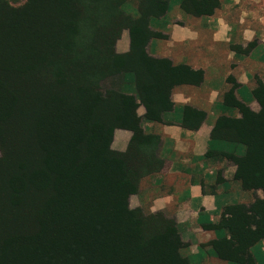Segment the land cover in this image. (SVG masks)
<instances>
[{"label":"trees","instance_id":"1","mask_svg":"<svg viewBox=\"0 0 264 264\" xmlns=\"http://www.w3.org/2000/svg\"><path fill=\"white\" fill-rule=\"evenodd\" d=\"M219 8V0H0V264H258L264 79L254 78L245 100L229 77L215 105L199 160L215 168L214 188L238 201L203 226L211 241L191 255L169 213L130 207L164 170L156 127L175 112L173 92L204 81L202 70L152 56L168 38L155 23L174 10L201 19ZM205 119L184 106L178 124L195 132ZM116 131L131 134L124 152L112 148Z\"/></svg>","mask_w":264,"mask_h":264},{"label":"crops","instance_id":"2","mask_svg":"<svg viewBox=\"0 0 264 264\" xmlns=\"http://www.w3.org/2000/svg\"><path fill=\"white\" fill-rule=\"evenodd\" d=\"M178 14L177 10L171 13L162 29L168 38L163 44H154L151 54L202 70L204 81L199 88L182 87L173 92L175 112L165 118L168 124L156 127L161 134L160 155L164 170L145 183L142 193L134 197L135 208L169 213L178 224L184 241L190 245V254L196 255L199 245L214 238L203 226L217 223L222 209L238 201L235 191L225 192L221 185L214 188L215 168L199 159L207 152L216 117L215 105L228 89L226 80L234 78L247 100L254 78L264 79V10H232L220 4L212 17L192 19ZM120 42L116 45L117 52L126 53L129 41ZM250 44L253 46L246 55L234 51V48L245 50ZM184 106L206 113L205 121L195 132L186 131L178 124L180 109ZM250 107L255 109L256 104ZM137 114L142 116L144 110L138 109ZM130 137L129 132L116 131L113 150L124 152ZM232 174L233 169L228 168L225 179L230 180ZM201 185L214 192L204 195Z\"/></svg>","mask_w":264,"mask_h":264},{"label":"rangeland","instance_id":"3","mask_svg":"<svg viewBox=\"0 0 264 264\" xmlns=\"http://www.w3.org/2000/svg\"><path fill=\"white\" fill-rule=\"evenodd\" d=\"M219 1H220V4H222L223 6H227V7L229 6L232 10L234 9L238 10V8H240V10H250V11H254V9L264 10V0H239V3L235 2L237 0H219ZM228 2H230V5L227 4ZM232 3H234L235 5L233 6ZM178 15H180V12ZM169 19L170 17H168L167 20L161 23H155V25L162 29H165V26L167 23L166 21H168ZM127 40H128L127 32L124 31L121 35L119 42L127 41ZM135 203H136V198L133 197L130 201V206L132 208H135ZM255 253L258 259V264H264V253L262 252V248L258 246Z\"/></svg>","mask_w":264,"mask_h":264}]
</instances>
